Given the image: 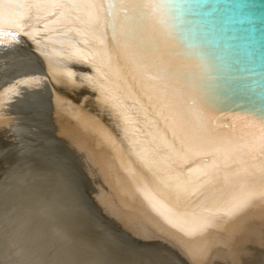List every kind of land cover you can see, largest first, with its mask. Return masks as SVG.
<instances>
[{"label":"bare ground","instance_id":"6f19581e","mask_svg":"<svg viewBox=\"0 0 264 264\" xmlns=\"http://www.w3.org/2000/svg\"><path fill=\"white\" fill-rule=\"evenodd\" d=\"M24 14L27 34H0V264H264V130L209 136L164 67L157 0H107L92 20L99 40L71 31L52 43L46 21L34 23L41 13ZM96 51L109 58L106 80L90 67ZM161 100L199 147L173 146ZM74 165L91 182L94 214ZM63 229L84 249L63 243Z\"/></svg>","mask_w":264,"mask_h":264},{"label":"water","instance_id":"95a60500","mask_svg":"<svg viewBox=\"0 0 264 264\" xmlns=\"http://www.w3.org/2000/svg\"><path fill=\"white\" fill-rule=\"evenodd\" d=\"M157 4V18L169 43L164 49L171 60H164V67L208 118L207 135L264 130V0H157ZM73 168L94 214L91 182L82 168ZM61 236L63 243L84 249L71 232L63 229ZM120 238L128 245L142 241Z\"/></svg>","mask_w":264,"mask_h":264},{"label":"snow or ice","instance_id":"6c2138e0","mask_svg":"<svg viewBox=\"0 0 264 264\" xmlns=\"http://www.w3.org/2000/svg\"><path fill=\"white\" fill-rule=\"evenodd\" d=\"M107 0H30V2H25V0H0V34L4 32L6 28H10L17 32H24L27 34L26 29L33 26L32 23H25L26 19L33 20L31 17H27L24 13L30 11L31 9H36L41 14L34 18V23L39 24L40 21H46L43 27L53 33V35L47 37V39L52 43H63L59 37L66 36L71 31L84 32L86 35H90L92 39L99 40L100 32L97 31V24H93V18L99 22L100 12L104 7ZM115 3L116 0H111ZM5 6L12 9L11 15L5 17ZM24 10L19 17H16V12L18 10ZM84 9H89L88 13H84ZM55 10H59L58 12ZM48 15H55L56 19L47 21ZM87 15L88 19H83L82 17ZM15 17V18H14ZM85 25L88 29L85 32V28L76 29L72 27L75 24ZM65 25L64 27H56L57 25ZM93 55L97 58V63L90 64V67L94 72L101 75L105 80L108 78V71L106 69L110 68L108 59L102 51H96ZM69 59H73L69 57ZM88 56L84 55L79 58H75L74 62H85L88 63ZM66 74L70 77L75 76L76 73L72 72L70 69L67 70ZM159 112L157 113L161 119L168 121L174 128L176 139L173 140V146L180 143L183 147L181 151H191L194 148L199 147L198 137L193 133L190 128L184 123V117L181 113L176 111L172 104L168 103L166 100H161L158 104ZM145 143L147 144L146 151L155 157L157 155L153 148L155 143L154 139L146 138ZM261 151H264L262 147ZM264 172V168L261 169ZM247 184L241 185L245 187Z\"/></svg>","mask_w":264,"mask_h":264}]
</instances>
